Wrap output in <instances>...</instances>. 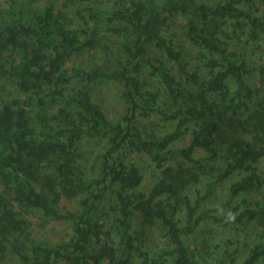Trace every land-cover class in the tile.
<instances>
[{"label":"trees","instance_id":"obj_1","mask_svg":"<svg viewBox=\"0 0 264 264\" xmlns=\"http://www.w3.org/2000/svg\"><path fill=\"white\" fill-rule=\"evenodd\" d=\"M111 35L115 67L80 65ZM262 40L264 0H0V264H204L193 233L229 264L238 225L264 228V46L249 58ZM105 83L120 87L116 120L96 102ZM127 152L150 158L147 192ZM30 215L74 239L46 246ZM136 216L169 245L134 231ZM263 259L253 241L243 264Z\"/></svg>","mask_w":264,"mask_h":264},{"label":"rangeland","instance_id":"obj_2","mask_svg":"<svg viewBox=\"0 0 264 264\" xmlns=\"http://www.w3.org/2000/svg\"><path fill=\"white\" fill-rule=\"evenodd\" d=\"M105 4V3H104ZM103 4V5H104ZM76 5L71 4L69 7H67L66 15L68 22H72L74 19L73 17V11L75 10ZM74 23V22H73ZM178 40L180 42H185L190 47H192V44L188 39L186 38V35L184 32L178 31L177 32ZM116 42V39L111 36H106L105 38H102L97 45L93 52L88 53L86 56H89L90 62H85L84 60H81L80 65H93V66H99V67H107V68H113L117 65V61L119 58L118 52L116 53L115 49H108V45L112 47V44ZM235 48L237 51L241 52L242 49L245 50V52L249 55L250 53H253L250 48H247L245 45V42H243V39H234L233 42ZM264 46V41L262 40L259 45L254 47V55L249 57L253 63L258 62V57L262 53V49ZM259 47V48H258ZM258 48V49H257ZM84 58V57H83ZM95 96H96V102L105 110L107 117L110 120H116L117 118H120V116L124 112V104L122 100L119 97L120 87L116 84L112 83H105L102 85L95 86ZM155 121H158L157 119H153L151 117L147 123H154ZM154 128L158 132H167L169 129L168 126H165L163 123H157ZM127 159L130 162H133L137 166L140 167L144 178L142 181L141 186L139 187L138 191L147 192L150 185L155 180L156 171L154 170V167L151 163V160L148 156L144 154H133V153H126ZM91 161L92 158H84V163L86 166V171L89 175L94 176L97 169H91ZM46 172H49L47 169ZM45 192H47L51 197H54V194L48 190L45 189ZM223 195V196H222ZM219 195L216 200H206L201 205V208H206L210 205H213L214 203L219 204L221 201L225 199L224 194ZM61 200V206L63 208H66L69 206L68 200H66L64 197L60 198ZM29 219H31L32 222V229L34 234L40 238L43 241V244L46 246H58L61 244H67L70 243L74 239V233L71 231L70 226L65 222H51L47 221L44 217L40 215H30ZM134 231H139L141 235L146 236L150 241L152 242H160L163 244L169 245V235L167 233V230L165 227L154 224V225H147L142 224V221L139 216H136L134 219ZM215 225H213L214 227ZM238 231H234L233 233L238 234L241 233L239 236V243L238 248L239 251L231 258L233 260L230 261L229 264H243L244 256L248 253V248L251 246L253 241H261L264 242V228L254 226L250 223H243L241 225H238ZM204 234L202 233H193V234H186L182 235V239L190 246V248L196 253V257L198 260L204 262V264H218V259L222 255L221 249L223 248V244L221 242L220 248L216 249L213 252H210L209 250L214 247L213 244H210V247H208L206 250L203 245V238ZM224 241V240H223ZM204 242H207V239H204ZM204 248V249H203ZM230 252H233V248H230ZM230 258V259H231ZM259 264H264V259L260 261Z\"/></svg>","mask_w":264,"mask_h":264}]
</instances>
